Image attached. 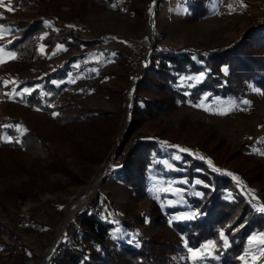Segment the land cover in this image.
<instances>
[{
	"label": "rangeland",
	"instance_id": "1",
	"mask_svg": "<svg viewBox=\"0 0 264 264\" xmlns=\"http://www.w3.org/2000/svg\"><path fill=\"white\" fill-rule=\"evenodd\" d=\"M70 2L73 8L70 15L64 14L67 19L51 23L52 28L65 30L55 35L71 32L82 41L105 36L113 41L45 45L40 41L43 33L36 38L38 57L17 56L8 47L12 24L5 21L16 14L11 0H0V25L10 29L0 36V80L10 86L6 97L0 98V124L25 133V124L11 119L43 113L19 99L34 87L26 81L65 63L69 69L58 83H67L65 96L77 104L70 110L114 115L99 114L104 118L99 117L97 126H74L78 133L68 137L72 143L65 129L50 127L53 130L44 138L58 154L56 164L39 166L27 155L16 161L17 167H8L0 175V264H49L57 245L77 236L81 229L77 216L85 209L116 222L110 245L118 246L119 239L133 245L149 242L154 255L164 256L165 264H264V246L258 248L249 240L264 234V228L250 231L242 243L233 239L240 232L238 227L221 228L214 239L189 242L176 226L179 220L195 215L185 199L191 187L175 177L176 162L184 156L230 176L235 186L241 185L235 171L252 170V184L263 192L249 184H243L242 190L264 216L259 211L264 206V87L244 79L236 94L203 92L193 100L176 98L175 106L139 117L124 135L136 84L156 52L183 46L209 51L235 44L244 34L258 37L264 33V0H200L204 9L194 13L190 7L194 0H111L108 5ZM58 45L62 46L59 50ZM9 53L14 56L10 58ZM178 80V86L185 89L199 84L203 74H181ZM89 83L112 87L117 93L109 97L101 88L87 87ZM146 94L154 96L152 91ZM145 140H155L163 153L155 157L159 165L143 169V183L130 187L119 181L118 172L133 143ZM69 209H73L71 214ZM64 217V232L52 246ZM25 223L33 226L24 227ZM221 231L229 242L227 248ZM209 241L215 242V249L202 247ZM85 243L91 245L89 240ZM190 249L200 250L197 254L204 258L194 262Z\"/></svg>",
	"mask_w": 264,
	"mask_h": 264
},
{
	"label": "trees",
	"instance_id": "2",
	"mask_svg": "<svg viewBox=\"0 0 264 264\" xmlns=\"http://www.w3.org/2000/svg\"><path fill=\"white\" fill-rule=\"evenodd\" d=\"M85 1L91 5H108L111 0ZM11 2L12 12L16 14V18L5 21L12 24L10 31L12 39L8 47L17 56L38 57L40 52L36 38L43 33L40 41L45 45L55 42L79 45L100 43L104 40L113 41L108 40L109 36L93 41H82L72 36L71 32L68 33L69 37L55 35V32L65 30L60 27L52 28L51 23L55 20L67 19L64 14L70 15L73 8L70 0H11ZM199 3L200 0H194L190 6L192 13L195 10L203 11L204 7ZM246 45L248 49H245ZM68 69L69 66L65 63L37 79L26 81L34 87L30 92L22 94L19 99L43 113L36 117L11 119L13 123H24L27 127L25 133L0 124V175L4 171L7 172L8 167H17L16 161L28 156L39 166L56 164L58 154L44 138L49 135L50 127L65 129L63 131L68 132V139L78 133L74 126L80 124L97 126L96 121L100 119L99 117L107 118L114 115L110 111H71L70 109L77 104L65 96L67 83L64 81L58 83L65 77ZM195 72L203 74V80L196 86L180 88L178 77L181 74ZM263 73L264 33L255 38L254 34H244L235 44L222 49L205 51L183 46L174 50L156 52L150 64L143 69L142 76L136 84L132 108L128 112V129L124 135L129 133L130 127L135 121H139V117L152 116L162 109H168L169 105L175 106L176 98L193 100L203 92L214 95L236 94L238 83L244 79H251L258 86L264 87ZM87 74L93 75L92 72ZM9 87V84L4 85L0 80V98L6 97ZM87 87L94 90L101 88L107 91L109 97L117 93V90L116 92L111 90L112 87H98L92 83ZM147 90L152 91L154 96L146 94ZM69 141L71 142V139ZM160 151L155 140L134 142L123 168L117 171L119 181L130 187L136 183H143V169L159 165L154 161L156 156L162 155L163 152ZM176 166L175 177L184 179L187 187H191L186 191L185 199L189 203L188 209H192L195 215L190 219L179 220L176 226L189 242L194 243L197 239H214L221 228L230 227L235 230L238 227L240 232L234 233L235 237H230H234L236 243H242L250 231L264 228V216L253 207V198L242 190L243 184H249L257 192H263L261 188L258 189L253 185L252 170H247L246 173L243 170L235 171L241 184L235 186L230 176L216 172L204 161L192 156H184L176 162ZM154 210L157 212L156 208ZM77 218L81 228L77 236L62 240L57 245L49 264H165L164 256L161 257L157 252L154 255L149 242L141 240L139 245H133L119 239L118 246L110 245L108 239L114 233L117 224L107 215L85 209L78 213ZM29 226L33 225L31 223L24 225V227ZM85 240H89L91 245H86Z\"/></svg>",
	"mask_w": 264,
	"mask_h": 264
},
{
	"label": "snow or ice",
	"instance_id": "3",
	"mask_svg": "<svg viewBox=\"0 0 264 264\" xmlns=\"http://www.w3.org/2000/svg\"><path fill=\"white\" fill-rule=\"evenodd\" d=\"M232 8H233V6L229 5V10H232ZM0 19H2V18H0ZM9 31H10V29H5L3 25H0V36H3L4 34H7V32H9ZM8 43H11V41H8ZM61 48H62V46L58 45V50L61 49ZM0 50H2V49H0ZM9 56L11 58L12 56H14V54L9 53ZM0 62H3V61L0 60ZM224 70L227 71V69H224ZM25 91L27 92V91H30V90L29 89H25ZM221 114H223V113H221ZM54 115H55V113H54ZM259 211L264 212V206L259 208ZM181 219H183V217H181ZM220 237L224 241V244H223L224 248L229 247V242H228L227 238L225 237L223 231H221ZM249 240H250V244H254L258 248L260 246H264V234H260L259 236L250 237ZM209 245L212 246L213 249H215L216 245H215L214 241H209L207 245H204L202 247L207 249ZM190 251H193V250L190 249ZM199 251L200 250L193 251L192 259H193L194 262L204 258L203 256H200V255L197 254ZM261 251H264V248H261ZM240 259L243 260L244 258L240 257Z\"/></svg>",
	"mask_w": 264,
	"mask_h": 264
},
{
	"label": "bare ground",
	"instance_id": "4",
	"mask_svg": "<svg viewBox=\"0 0 264 264\" xmlns=\"http://www.w3.org/2000/svg\"><path fill=\"white\" fill-rule=\"evenodd\" d=\"M94 179V178H93ZM97 180V179H96ZM91 185V184H90ZM71 204V203H70ZM77 204V203H76ZM74 206H75V204H74ZM72 210L73 209H69V212L68 213H70V212H72ZM71 214V213H70ZM73 214V213H72ZM72 217V216H71ZM68 223V222H67ZM65 224H66V218L64 217L63 218V220L60 222V224H59V226L57 227V230H56V234H55V237H54V241H53V243H52V246H54L55 245V242L58 240V238L60 237V235H61V233H62V231H63V229H65L64 228V226H65ZM64 232V231H63ZM62 237V236H61ZM61 239V238H60ZM60 241V240H59ZM53 248V247H52Z\"/></svg>",
	"mask_w": 264,
	"mask_h": 264
},
{
	"label": "built area",
	"instance_id": "5",
	"mask_svg": "<svg viewBox=\"0 0 264 264\" xmlns=\"http://www.w3.org/2000/svg\"><path fill=\"white\" fill-rule=\"evenodd\" d=\"M117 3H121L122 2V0H115Z\"/></svg>",
	"mask_w": 264,
	"mask_h": 264
}]
</instances>
